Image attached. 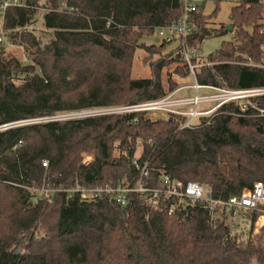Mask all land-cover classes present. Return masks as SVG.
<instances>
[{
    "label": "trees",
    "instance_id": "trees-1",
    "mask_svg": "<svg viewBox=\"0 0 264 264\" xmlns=\"http://www.w3.org/2000/svg\"><path fill=\"white\" fill-rule=\"evenodd\" d=\"M7 1L0 0L1 11ZM22 1L4 9L0 44V264H264V225L254 233L260 211L239 231L228 214L212 216L204 203L170 213L175 200L163 192H130L125 205L106 194L77 199L67 192L76 183L135 186L137 158L140 167L147 163L143 179L151 190L165 187L164 170L173 180L208 186L213 197L240 196L264 182V117L239 115L226 103L192 128L181 127L185 115L143 111L16 124L173 92L179 83L168 68L190 73L179 47L167 52L172 41L142 39L175 23L182 1ZM205 2L192 15L189 46L228 32L209 26L218 4L206 15ZM235 2L232 40L208 55L214 65L197 70L201 84L264 85V69L239 63L261 59L264 0ZM11 44L22 57H6ZM140 49L151 73L133 77Z\"/></svg>",
    "mask_w": 264,
    "mask_h": 264
},
{
    "label": "built area",
    "instance_id": "built-area-1",
    "mask_svg": "<svg viewBox=\"0 0 264 264\" xmlns=\"http://www.w3.org/2000/svg\"><path fill=\"white\" fill-rule=\"evenodd\" d=\"M183 4L182 16L172 25L162 28L159 32L160 37L167 39V41L177 42L179 49L183 55L184 62L188 65L190 73L194 77V82L190 85H180L173 92L167 96L136 104H126L118 106L99 107L82 111H71L65 115L58 114L52 117L45 118H32L23 121L16 122V124H25L32 122L48 121L51 119H67V118H84L88 116H102L108 114H124L132 112H146L148 113H162L163 116H168L171 113L181 114L187 116L186 121L182 123L181 127H195L198 125L202 116H214L226 103H235L238 106L239 115H246L248 111H252L256 116L264 117V85L251 86V87H228L213 84H201L197 80V70L201 67L212 66L216 62L210 61L208 58L203 59L197 55V47L189 46L187 43V37L195 30L193 23V14L198 10L200 4L204 0H181ZM236 1V0H234ZM22 5V0H8L3 5V11L0 10V44L6 42L5 32L3 29V13L6 6ZM11 46H13L11 44ZM260 51L262 53L261 59L258 61L243 60L240 64L254 67L256 69H264V42L260 45ZM184 88L195 90V96L193 97H176L175 93L181 91ZM200 89H209L215 93L212 95L199 96ZM213 102L211 107L200 110L198 108L201 103ZM182 106H189L190 109L185 111ZM193 107V108H192ZM161 117V116H159ZM153 117V118H159ZM89 158H84L83 163H87ZM43 165H47V161H43ZM139 170V178L135 186H98L89 188L76 183L70 189L67 190L70 198H96L102 197L104 194L110 198L115 199L120 205L127 203L128 194L133 191L145 192L152 191L154 197L158 192H163L167 198L175 200V204L169 209L172 213L178 207H191L196 204L204 203L209 210L210 215H217L221 212L228 214L232 220L233 225L239 231L248 230L250 228V213L253 211L264 212V182L256 181L251 189H246L240 196H231L228 199H221L213 197L211 189L199 182L189 181L184 182L182 180H173L164 170H158L163 176V182L165 187L162 189L151 190L145 187L143 177L147 175V163L140 167L139 160L136 158L133 160ZM54 191V190H53ZM42 194L49 200L50 190L42 189ZM50 201V200H49ZM157 200H155L156 202ZM262 213L260 216H263ZM264 225V224H263ZM262 225H258L254 229V233H258L259 228Z\"/></svg>",
    "mask_w": 264,
    "mask_h": 264
},
{
    "label": "rangeland",
    "instance_id": "rangeland-1",
    "mask_svg": "<svg viewBox=\"0 0 264 264\" xmlns=\"http://www.w3.org/2000/svg\"><path fill=\"white\" fill-rule=\"evenodd\" d=\"M218 4V10L215 13L214 17L211 19L210 21V27L213 29H218L220 28L222 25H225L226 28L228 25L231 24V16H232V9L233 7L237 4L234 0H220L219 3L216 2V0H206L205 4H204V13L206 15H212V13L214 12V10L216 9ZM38 29H43V19L42 17H40L39 21H38V25H37ZM233 37V32L232 31H228L226 34L224 35H216L213 34L211 37L205 38L200 45H198V50H197V55L199 57H202L203 59L208 58V55L211 53H215L222 45V43L224 41H230L232 40ZM143 42L147 45H151V44H159L162 42L163 38L160 37L158 30H155L153 34L151 35H147L145 37H143ZM178 44L177 42H172L170 43V45L167 48V52H170V50L175 47H177ZM6 57L10 58L12 56H18V57H22L23 56V51L22 48L19 46H13V47H9L6 52H5ZM147 53L145 52V50L140 49L138 51L137 57L135 59L134 62V66L132 69V76L133 77H146L149 76L151 73V69H150V65L152 64V61H147L146 57ZM168 69H170L169 71H171V79L174 80L175 82L179 83V86L181 85H190L194 82V77L191 73H189L187 76L183 77V76H179L174 72V66L173 67H169ZM167 70V69H166ZM165 73H168L167 71H165ZM168 75H164V80H166V77ZM183 91L179 94L180 96L183 97H193L195 96V90L193 89H189V88H184L182 89ZM215 92L209 89H200L199 90V96L201 95H212ZM208 105H204L203 103L199 104L198 108L200 110L202 109H207L208 107H211L213 102L207 103ZM120 105H126V104H120ZM193 108V107H192ZM66 113H61L62 115H65ZM149 116L151 117H159V116H163L162 113H148ZM138 152H140L138 150ZM264 208V207H262ZM264 210V209H263ZM261 214L264 213L262 211H260Z\"/></svg>",
    "mask_w": 264,
    "mask_h": 264
},
{
    "label": "crops",
    "instance_id": "crops-1",
    "mask_svg": "<svg viewBox=\"0 0 264 264\" xmlns=\"http://www.w3.org/2000/svg\"><path fill=\"white\" fill-rule=\"evenodd\" d=\"M184 85V84H183ZM183 90H181V91H179V92H176L175 93V96L176 97H181L179 94L182 92ZM204 105H208L207 103H203ZM180 108H182L183 110H185V111H187V110H189L190 109V107L189 106H182V107H180ZM264 224V215L263 216H260L259 217V221H258V225H263Z\"/></svg>",
    "mask_w": 264,
    "mask_h": 264
},
{
    "label": "water",
    "instance_id": "water-1",
    "mask_svg": "<svg viewBox=\"0 0 264 264\" xmlns=\"http://www.w3.org/2000/svg\"><path fill=\"white\" fill-rule=\"evenodd\" d=\"M226 29H227L228 31H233V25H232V24L228 25Z\"/></svg>",
    "mask_w": 264,
    "mask_h": 264
}]
</instances>
